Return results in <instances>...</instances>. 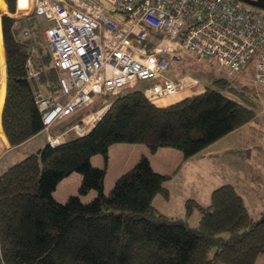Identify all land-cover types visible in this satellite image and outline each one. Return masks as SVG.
Segmentation results:
<instances>
[{
	"label": "trees",
	"instance_id": "1",
	"mask_svg": "<svg viewBox=\"0 0 264 264\" xmlns=\"http://www.w3.org/2000/svg\"><path fill=\"white\" fill-rule=\"evenodd\" d=\"M4 2L0 124L17 147L44 129L31 79L42 95L56 91L58 80L35 15L3 14L5 8L16 11V0ZM253 9L264 18V10ZM185 65L181 74L203 92L158 108L141 90L125 87L107 96V109L86 134L54 146L47 142L0 173V264H254L264 256V215L251 216L231 184L213 188L206 206L186 200L184 217L199 213L196 226H189L151 205L153 196L167 197L171 175L152 170L145 155L115 178L107 194L104 167L90 164L95 154L106 160L107 147L115 143L144 144L150 153L173 148L186 159L254 120L258 100L251 86L191 61ZM64 119L73 120L62 131L76 120ZM72 172L81 174L79 195L95 191L89 201L78 195L62 203L53 198L57 183Z\"/></svg>",
	"mask_w": 264,
	"mask_h": 264
},
{
	"label": "built area",
	"instance_id": "2",
	"mask_svg": "<svg viewBox=\"0 0 264 264\" xmlns=\"http://www.w3.org/2000/svg\"><path fill=\"white\" fill-rule=\"evenodd\" d=\"M33 13L47 24L44 42L58 80L56 91L36 94L44 129L138 81H155L142 93L158 108L185 98V90L203 92L190 76L166 75L183 56L228 76L253 58V82L264 89V18L237 0H36ZM106 108L89 110L70 131L86 134ZM59 141L48 137L51 146Z\"/></svg>",
	"mask_w": 264,
	"mask_h": 264
},
{
	"label": "rangeland",
	"instance_id": "3",
	"mask_svg": "<svg viewBox=\"0 0 264 264\" xmlns=\"http://www.w3.org/2000/svg\"><path fill=\"white\" fill-rule=\"evenodd\" d=\"M46 26L47 24H43L44 28ZM190 61L191 63L199 64L202 69H211L221 73L209 62L196 61L183 56V62L179 65L170 66L166 71V75L172 77L175 73H183V70L186 69L183 65L189 66ZM231 77L246 83L255 91L258 105L255 109L254 120L228 133L186 159L182 158L179 150L173 148L161 147L150 153L147 147L140 143L111 144L106 150V160L100 154L93 155L96 158L92 160L97 166L104 167L103 193L107 194L115 178L130 168L137 161L140 154L144 153L151 168L171 175V181L167 183L170 192L166 207L172 210L169 211L170 213L173 212L171 213L172 216H176L179 211H184L182 200L184 202L187 198L193 197L199 205L205 206L209 202V195L213 188L223 183H229L240 193L247 212L255 218L262 217L264 215V89L253 82L251 64H247L241 72ZM153 82L155 81L150 79L138 81L131 87L142 91L143 88L150 86ZM181 95L183 96V94ZM109 98L105 95L97 96L91 105L74 118L77 121L89 110H97L104 105L108 106ZM182 99L184 98L181 97L180 100ZM72 120L64 119L57 122L58 131L64 130ZM69 133L67 134L69 135ZM68 135L62 137V140L67 138ZM27 148H30V144L21 146L19 150L5 158L3 163L8 164L7 167H9L19 162L27 156L28 153H25L27 150L31 152L29 151L31 149ZM245 148L246 153L243 152ZM246 154L249 156L248 158H245ZM246 159L248 160V166H246ZM247 168L250 182L252 183L251 187L247 180ZM80 181V173H70L57 183L52 192L53 198L62 203L69 196L78 195L82 202L89 201L95 195V191L89 190L85 194L79 195L78 187ZM156 197L157 199L161 198L160 196ZM198 218L199 213L195 209L190 213L189 225L195 226ZM212 251L213 249L209 252V255H211ZM255 264H264V256H260Z\"/></svg>",
	"mask_w": 264,
	"mask_h": 264
},
{
	"label": "crops",
	"instance_id": "4",
	"mask_svg": "<svg viewBox=\"0 0 264 264\" xmlns=\"http://www.w3.org/2000/svg\"><path fill=\"white\" fill-rule=\"evenodd\" d=\"M35 1L36 0H19V3L17 4V6H16V11H15V13L14 14H9V12L7 11V8H5V10H4V13L3 14H7V15H10V16H12V17H14V18H16V19H23L25 16H27V15H29V14H34L33 13V10H34V5H35ZM3 2H4V0H3ZM4 4H5V2H4ZM20 6V7H19ZM5 7H6V4H5ZM21 11H25L24 13H21ZM176 74V73H175ZM168 76V75H167ZM202 90H203V88H202ZM201 90V91H202ZM200 92V90L198 89V88H191V89H189V90H185L182 94L183 95H188V96H193L194 94H196V93H199ZM76 115H78V114H75V115H73L72 117H75ZM75 122H76V120H75ZM70 128H68V131L67 130H65L64 132L62 131V130H59L58 131V127H57V123H54L53 125H51V127L49 128V129H43L40 133H38L37 135H35V136H33V137H31L30 139H28L27 141H25L24 143H22L21 145H19V146H17V147H14V146H11L9 143H8V141L6 140V138H5V136H4V134H3V131H2V128H1V124H0V130L2 131V137H0V173L1 172H3L5 169H6V167L8 166V164H5V163H3V160L5 159V158H7L9 155H11L12 153H14L15 151H17V150H19V148H21V146H25V145H27V144H30V148H27V149H31V150H29V151H31V152H28V150L25 152V153H32V152H34L35 150H38V149H40L41 147H42V145H44V144H47V142H48V137H50V136H52V137H59L60 138V141L62 140V137H64V136H66V135H68L67 133H69V135H68V137L67 138H63L64 140H62V141H65V140H68V139H70L72 136H74L75 134H74V132H72V131H70L69 130ZM248 140V139H247ZM243 152H245L246 153V148L243 150ZM27 154V155H28ZM141 155H144V153H141L140 154V156ZM95 156V155H94ZM139 156V157H140ZM249 156L246 154V156H245V158H248ZM94 158H96V157H93V155L90 157V159H89V161H90V164L92 165V166H94V167H99V166H97V164H95V163H93L92 162V160H95ZM96 160H98V159H96ZM246 162H247V165L246 166H248V160L246 159L245 160ZM149 162V161H148ZM150 164V163H149ZM151 167V166H150ZM129 169V168H128ZM152 170H154L155 172H158V173H161V174H167V175H169L168 173H164V172H159L158 170H155V169H153L152 168ZM126 171V170H125ZM124 172V171H123ZM121 174V173H120ZM247 180H248V183L250 184V187L252 186L251 184V182H250V178H249V170H248V168H247ZM170 178H171V176H170ZM169 178V179H170ZM167 180L166 181V183H165V185H166V188H167V190H168V195H167V197H162V196H160V195H155V196H153L152 197V200H151V205L153 206V208L157 211V212H159V213H161V214H163V215H165V216H167V217H176V218H184L185 219V221L187 222V224L189 225V222H188V219L190 218V215H188L187 217L185 216L184 217V214H185V212L184 211H179L178 212V214L176 215V216H172L171 215V213H173V212H169L171 209H167V207H166V202H168V200H169V192H170V188H168V186L169 185H167V183H170V181H171V179L170 180ZM223 184H225V183H223ZM229 184V183H228ZM233 186V185H232ZM248 186V185H247ZM234 187V186H233ZM235 189V188H234ZM235 191H236V189H235ZM237 192V191H236ZM239 195H240V193L239 192H237ZM156 196H160L161 198L160 199H157V197ZM241 196V195H240ZM188 199H192V200H194V198L192 197V198H187L186 200H188ZM156 200V201H155ZM186 200H184V202L186 201ZM195 201V200H194ZM184 202H183V200H182V203H183V206H184ZM206 206V205H205ZM172 211V210H171ZM250 214V213H249ZM251 215V214H250ZM251 216H253V215H251ZM254 217V216H253ZM255 218V217H254ZM190 226V225H189ZM196 226V225H195ZM259 258V257H258ZM257 258V259H258ZM256 259V260H257ZM256 262V261H255ZM255 264V263H254Z\"/></svg>",
	"mask_w": 264,
	"mask_h": 264
},
{
	"label": "water",
	"instance_id": "5",
	"mask_svg": "<svg viewBox=\"0 0 264 264\" xmlns=\"http://www.w3.org/2000/svg\"><path fill=\"white\" fill-rule=\"evenodd\" d=\"M237 1L245 5H248L250 7L264 10V0H237ZM31 81L33 83V87L35 89L36 94H38V88L36 86L35 80L32 78Z\"/></svg>",
	"mask_w": 264,
	"mask_h": 264
}]
</instances>
